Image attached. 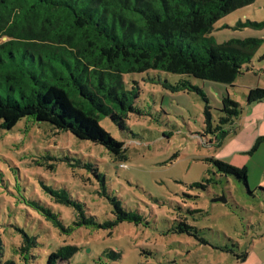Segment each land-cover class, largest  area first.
<instances>
[{
    "label": "rangeland",
    "instance_id": "1",
    "mask_svg": "<svg viewBox=\"0 0 264 264\" xmlns=\"http://www.w3.org/2000/svg\"><path fill=\"white\" fill-rule=\"evenodd\" d=\"M206 37L215 48L233 39L259 42L231 84L161 70L125 74L126 88L138 82L134 104L141 114L129 113L124 129L109 117L100 121L124 143L122 161L100 144L28 117L10 130L0 128L4 259L21 243V229L38 240L29 264H44L50 252L68 245L76 250L67 264H264V142L252 150L264 136V102H246L250 88L264 89V0L220 17ZM158 78L172 84L187 80L201 89L213 124L224 96L238 102L236 130L205 133L206 103L198 92L165 88ZM211 158L245 167L247 183L219 172ZM55 191L84 203L98 225L73 226L72 208L57 202ZM110 196L141 220L114 223ZM36 202L59 214L70 230L41 217L33 209ZM181 220L206 243L174 232Z\"/></svg>",
    "mask_w": 264,
    "mask_h": 264
},
{
    "label": "trees",
    "instance_id": "2",
    "mask_svg": "<svg viewBox=\"0 0 264 264\" xmlns=\"http://www.w3.org/2000/svg\"><path fill=\"white\" fill-rule=\"evenodd\" d=\"M253 1L0 0V128L10 130L28 117L68 131L77 139L100 144L117 160L126 159L124 143L100 124L103 117H109L124 129L129 113L141 114L134 104L138 82L133 80V86L126 88L125 74L161 70L231 84L250 63L259 40L233 39L215 48L206 35L217 19ZM161 82L171 90L190 88L198 92L206 103L205 133L216 136L236 130L242 113L238 102L224 96L221 114L213 124L208 99L201 89L187 80ZM246 102H264V89L250 88ZM260 142L264 136L256 139L252 150ZM210 160L222 174L247 183L245 167ZM52 194L57 202L72 208L73 226L98 225L95 217L85 212L84 203L65 191ZM108 198L114 223L141 220L115 196ZM33 209L54 226L70 230L48 207L36 202ZM0 214H5L4 210ZM18 230L21 243L11 249L12 258L7 259L0 230V264H29L34 257L31 249L38 244L37 236ZM174 232L206 243L184 220ZM75 250L71 245L59 247L47 255L44 264H67Z\"/></svg>",
    "mask_w": 264,
    "mask_h": 264
},
{
    "label": "water",
    "instance_id": "3",
    "mask_svg": "<svg viewBox=\"0 0 264 264\" xmlns=\"http://www.w3.org/2000/svg\"><path fill=\"white\" fill-rule=\"evenodd\" d=\"M218 200H222V201H224L222 198H218Z\"/></svg>",
    "mask_w": 264,
    "mask_h": 264
},
{
    "label": "crops",
    "instance_id": "4",
    "mask_svg": "<svg viewBox=\"0 0 264 264\" xmlns=\"http://www.w3.org/2000/svg\"><path fill=\"white\" fill-rule=\"evenodd\" d=\"M262 103V102H261Z\"/></svg>",
    "mask_w": 264,
    "mask_h": 264
}]
</instances>
